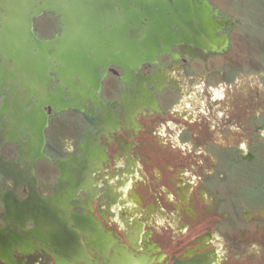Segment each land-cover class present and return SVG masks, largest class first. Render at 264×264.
Listing matches in <instances>:
<instances>
[{
    "label": "flooded vegetation",
    "instance_id": "1",
    "mask_svg": "<svg viewBox=\"0 0 264 264\" xmlns=\"http://www.w3.org/2000/svg\"><path fill=\"white\" fill-rule=\"evenodd\" d=\"M119 1L97 45L33 50L49 94L12 60L0 78V264H264V43L250 47L247 0H192L187 25L140 46L139 15L166 26L170 0ZM62 26L34 18L43 40Z\"/></svg>",
    "mask_w": 264,
    "mask_h": 264
},
{
    "label": "water",
    "instance_id": "2",
    "mask_svg": "<svg viewBox=\"0 0 264 264\" xmlns=\"http://www.w3.org/2000/svg\"><path fill=\"white\" fill-rule=\"evenodd\" d=\"M152 6L147 8L153 10L156 0H151ZM117 4L119 0H0V78L7 70L10 61L18 73L26 72L22 80L28 84L37 85L44 96L51 89L47 85L48 76L34 74L35 60L33 50L37 48L39 54L49 52L58 44L70 41L74 47L80 48L86 44H98L99 30L101 26H116L119 11ZM194 3L192 0H170L169 12L173 18L166 26L162 24L163 17L156 11L147 15L148 22L144 24V17L139 15L138 20V44H158L160 34H169L172 23L179 26L188 24L189 16L193 13ZM141 9V8H140ZM139 9V10H140ZM44 12H52L60 16L64 35L55 40H43L34 31V18ZM143 25L148 27L145 29ZM103 41L110 45L115 41L114 32L107 30ZM95 45V46H96ZM76 57L77 58V52ZM37 54V55H39ZM25 58V59H23ZM73 62L76 65V60ZM81 74L80 72H77ZM42 101L43 96L37 94ZM43 104H46L42 101ZM59 109L76 106L73 100H62Z\"/></svg>",
    "mask_w": 264,
    "mask_h": 264
},
{
    "label": "rangeland",
    "instance_id": "3",
    "mask_svg": "<svg viewBox=\"0 0 264 264\" xmlns=\"http://www.w3.org/2000/svg\"><path fill=\"white\" fill-rule=\"evenodd\" d=\"M243 4V3H242ZM260 5V1L258 0H247L244 2V6L246 9H248V13H250L246 16V22L247 26L249 28H246L249 30V35H250V47H253L252 42L255 41V39L260 38L261 42L264 43V7L258 6ZM254 9V11H252ZM125 187L121 188V203L122 205H129L133 201L137 200V195L132 194V199L130 198V193L127 192L125 193L122 189Z\"/></svg>",
    "mask_w": 264,
    "mask_h": 264
},
{
    "label": "clouds",
    "instance_id": "4",
    "mask_svg": "<svg viewBox=\"0 0 264 264\" xmlns=\"http://www.w3.org/2000/svg\"><path fill=\"white\" fill-rule=\"evenodd\" d=\"M173 75H176L175 73H173ZM195 88L197 91L199 92H202L204 90V84L203 82H201L200 84H196L195 85ZM209 91H211L213 93L212 95V99L215 101L217 99L219 100H223L224 99V87L223 86H219L218 88H215V87H209ZM196 96V92H193L192 93V96L191 97H188L187 99H192ZM201 104H203L204 102L201 101L200 102ZM188 107H192L191 104H188L187 105ZM201 111H204L203 108H201ZM205 115H207V113H205ZM219 116H224V113L223 112H219L218 113ZM170 123V122H169ZM213 128H215V123L213 124ZM233 130H238L237 128H235V126H233ZM261 135H264V132L261 133ZM241 147L243 148L244 147V144L242 143L241 144ZM69 152L73 151L72 147H69L67 149ZM200 151H203V149H201ZM198 155L200 154L199 152L197 153ZM123 166V161H121L119 164H117V167H122ZM185 175H189V173H185ZM196 180V177H193V182H195ZM131 188V182H129V184L124 188L122 189L125 193H127V191ZM169 199H173V197H169ZM129 208H135L136 205L135 204H132L130 203L128 205ZM122 210V208L120 209ZM113 212H117V207H114L112 209ZM113 221L115 223H117L119 225V229L120 230H123L125 228V224L123 223V221L120 220L119 218V215H116L115 217L112 218ZM156 224L157 225H164L165 224V220L164 219H157L156 220ZM173 227H175V225H172ZM185 232H187V228L184 229ZM217 239H219V237H217ZM254 247H258L257 245H253ZM142 250V249H141Z\"/></svg>",
    "mask_w": 264,
    "mask_h": 264
}]
</instances>
